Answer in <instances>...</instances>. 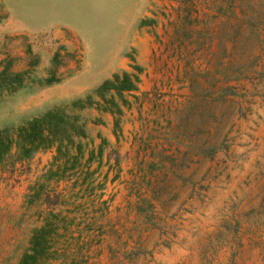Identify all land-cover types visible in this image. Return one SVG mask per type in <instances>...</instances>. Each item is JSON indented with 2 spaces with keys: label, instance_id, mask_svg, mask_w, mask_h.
<instances>
[{
  "label": "rangeland",
  "instance_id": "374dc122",
  "mask_svg": "<svg viewBox=\"0 0 264 264\" xmlns=\"http://www.w3.org/2000/svg\"><path fill=\"white\" fill-rule=\"evenodd\" d=\"M94 11L102 45L137 17L126 46L85 49L59 26L13 29L0 0V58L20 69L36 56L34 76L54 63L58 75L75 70L0 94V129L139 67L137 97L126 94L117 135L109 113L79 110L87 146L107 141L106 211L89 225L98 236L69 240L49 264H264V0H98ZM111 149L117 164L108 169ZM50 155L0 165V264H16L42 220L43 204L26 205L23 195Z\"/></svg>",
  "mask_w": 264,
  "mask_h": 264
},
{
  "label": "trees",
  "instance_id": "16d2710c",
  "mask_svg": "<svg viewBox=\"0 0 264 264\" xmlns=\"http://www.w3.org/2000/svg\"><path fill=\"white\" fill-rule=\"evenodd\" d=\"M36 62V56H31L22 68L14 69L9 55L0 58V94L12 93L23 86H47L75 71L70 69L65 75H58V65L54 63L44 75L34 76L32 69ZM131 67L134 72L114 71L82 97L51 106L16 126L0 129V165L22 162L38 150H51L47 164L28 183L23 195L26 205L42 203L44 213L41 222L31 228L27 247L16 264H49L56 255L68 250L69 240L86 242L93 237L95 231L91 232L89 226L94 223L93 213L101 215L106 211L105 200L100 198L106 170L100 173V165L107 141L100 137L95 146H87L85 120L79 110L93 107L109 113L117 135L122 106L130 104L126 94L137 97L132 92L137 90L139 67L136 64ZM111 150L115 156L113 163L108 162V169L117 164L116 149ZM59 182L63 184L56 189ZM134 209L147 217L139 203H135Z\"/></svg>",
  "mask_w": 264,
  "mask_h": 264
},
{
  "label": "crops",
  "instance_id": "0c3cea01",
  "mask_svg": "<svg viewBox=\"0 0 264 264\" xmlns=\"http://www.w3.org/2000/svg\"><path fill=\"white\" fill-rule=\"evenodd\" d=\"M9 27L22 31L36 32L54 27L71 30L83 47L92 50H119L128 44L134 30L131 17L129 29L117 28L111 38L102 45L95 42L94 16L98 0H4ZM125 33V34H124ZM123 34V36H122Z\"/></svg>",
  "mask_w": 264,
  "mask_h": 264
}]
</instances>
